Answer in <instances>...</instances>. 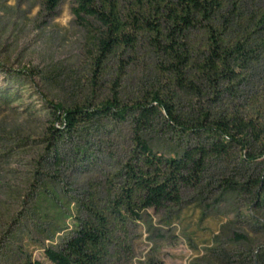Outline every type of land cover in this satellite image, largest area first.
<instances>
[{
    "label": "rangeland",
    "instance_id": "374dc122",
    "mask_svg": "<svg viewBox=\"0 0 264 264\" xmlns=\"http://www.w3.org/2000/svg\"><path fill=\"white\" fill-rule=\"evenodd\" d=\"M72 6L62 0L48 14L42 0H0V264H49L45 251L83 217L77 204L90 190L104 198L134 147L129 114L53 133L54 106L95 109L116 96L130 107L149 71L150 61L140 60L114 86L112 64L94 85L89 28ZM142 137L166 158L194 144L160 118ZM251 168L241 171L236 149L209 160L201 183L182 189L181 205L128 225L112 264H264V194L225 184H242Z\"/></svg>",
    "mask_w": 264,
    "mask_h": 264
},
{
    "label": "trees",
    "instance_id": "16d2710c",
    "mask_svg": "<svg viewBox=\"0 0 264 264\" xmlns=\"http://www.w3.org/2000/svg\"><path fill=\"white\" fill-rule=\"evenodd\" d=\"M61 1L42 0V8L52 14ZM71 12L89 28L94 85L112 64L116 86L127 68L150 63L130 107L116 96L95 109L54 106L53 133L76 132L110 114L123 122L129 114L134 147L105 197L90 190L77 204L83 217L45 251L49 264H112L130 223L148 210L181 205L182 189L201 183L208 161L234 149L241 171L252 167L251 175L242 184L226 180L227 188L261 198L264 0H73ZM159 118L194 144L168 158L154 154L142 136Z\"/></svg>",
    "mask_w": 264,
    "mask_h": 264
}]
</instances>
